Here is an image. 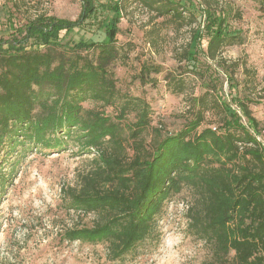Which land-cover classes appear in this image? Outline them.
<instances>
[{"label":"trees","instance_id":"1","mask_svg":"<svg viewBox=\"0 0 264 264\" xmlns=\"http://www.w3.org/2000/svg\"><path fill=\"white\" fill-rule=\"evenodd\" d=\"M121 1L110 5L113 16L100 25L94 20L97 0H81L75 21L37 14L12 24L10 38L0 39V204L14 181L17 162L11 159L34 148L64 151L75 144L81 153L94 155V166L70 189V208L95 214L97 221L69 230L67 240L105 242L113 260L122 258L156 232L164 202L188 188L195 194L189 227L211 245L207 264H264V126L254 117L251 101L233 96L241 116L218 95L208 100L206 92L193 98L192 119L182 130L163 136L154 129L157 138L146 143L150 105L121 95L114 71L124 56L117 40ZM201 1L200 19H191L175 0H144L178 27L194 20L204 26L206 49L201 30L198 45L189 44L178 60L186 63L184 73L204 79L209 68H203L198 52L217 61L243 37L229 29V13L216 7V0ZM254 1L264 10V0ZM11 2L9 19L31 0ZM160 72L145 65L139 79L146 82ZM179 74L165 79L176 94L185 89ZM261 100L264 107V95ZM109 108L115 119L106 115ZM214 109L221 112L219 127L201 129ZM133 112L135 121L126 130L120 123Z\"/></svg>","mask_w":264,"mask_h":264},{"label":"rangeland","instance_id":"2","mask_svg":"<svg viewBox=\"0 0 264 264\" xmlns=\"http://www.w3.org/2000/svg\"><path fill=\"white\" fill-rule=\"evenodd\" d=\"M119 0H97L96 23L111 20L109 7ZM184 7V17L198 18L204 11L201 0H175ZM218 9L228 12L229 29L239 31L243 43L226 48L217 61L208 60L198 52L203 68H209L204 79L186 74V63H179L181 53L189 44L198 45L195 37L203 36L206 49L208 37L204 26L184 22L178 27L169 17H160L144 0H122L123 18L117 40L124 54L115 64L117 88L121 95L141 98L151 108L152 126L144 134L146 143L161 134H176L192 119L193 98L209 92L208 100L218 95L223 103L243 113L233 96L248 103L264 126V10L254 0H216ZM11 0H0V39H9L11 25L19 26L37 14L77 20L82 10L81 0H31L9 19ZM189 20V19H188ZM89 25L84 28L88 30ZM82 30V32L84 31ZM160 67L146 82L139 79L145 66ZM174 73L185 79L183 93H173L166 75ZM150 81V82H148ZM210 85V88H207ZM214 86L216 88H214ZM215 89V90H214ZM93 107V103H86ZM106 115L115 119L112 108ZM218 109L206 114L201 127H219ZM135 121L129 114L120 125L127 130ZM64 151L36 150L13 158L17 162L14 181L0 204V264H207L211 260V245L197 238L191 228L188 209L195 194L188 188L171 195L157 216V230L138 244L126 256L113 260L105 242L69 241L66 233L80 227H93L95 214L70 208L68 193L79 186L80 178L93 166L94 155H85L75 144ZM11 171V169H9ZM5 170V171H9Z\"/></svg>","mask_w":264,"mask_h":264}]
</instances>
